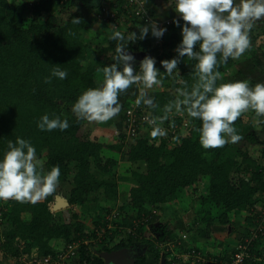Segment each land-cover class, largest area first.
Returning a JSON list of instances; mask_svg holds the SVG:
<instances>
[{
	"label": "trees",
	"instance_id": "1",
	"mask_svg": "<svg viewBox=\"0 0 264 264\" xmlns=\"http://www.w3.org/2000/svg\"><path fill=\"white\" fill-rule=\"evenodd\" d=\"M108 2L35 0L29 4L20 0H0V157L8 150L9 141L15 143L17 138H22L35 147L41 174H47L53 166L60 169L54 190L38 202L0 200V238H3L0 254L11 264H18L14 258L21 254L33 256V249L38 258L54 257L58 242L67 245L93 239L96 231L101 229L104 234L98 249L100 254L112 255L133 246L146 247L154 259L150 261L146 255L138 256L134 264H178L176 260L168 261L167 253L158 250L165 236L168 235L166 241L175 242L179 253L184 254L196 250L195 245L199 242H209L217 225L229 226L231 234L241 240L239 244H244L256 228V219L251 214L264 208V147L253 150L262 142L260 133L249 122L251 119L264 126V118L257 117L251 110L234 122L241 139L218 148L201 146L197 131L201 121L194 118H191V128L179 131L175 145L169 138L153 137L152 128L145 134L139 132L136 137H129L124 112L132 101L127 104V100L116 116L121 117L120 122L115 124L113 119L104 122L107 127L117 125L120 132L116 140L105 145L91 140L85 133V126L91 122L78 119L71 111L72 105L85 90L102 84L98 77L105 65L115 62L113 56L118 41L109 38L98 44L92 61L89 53L93 44L83 40V34L93 25L103 33L111 31L112 35L117 30L125 35L131 31L138 34L136 25L140 24L121 9L122 2H110L108 7L115 15L113 25H118L112 29L109 18L101 15L103 5ZM73 19L80 22L73 23ZM105 39L102 37L101 42ZM153 39L149 34L145 40L131 43L129 52L155 57L159 68V61L176 56L175 48L180 40L177 31L171 30L160 54L159 48H152ZM196 63L185 57L178 64V73L158 77L162 81L159 89L145 96L152 100V106L141 101L142 111L148 112L159 123H164L166 113L172 112L170 119L174 118L171 121L180 124L173 113H187L177 112L174 107L171 111H165V108L178 98L177 89L186 87L190 91L198 82ZM229 63L234 64L232 58L215 70L222 75ZM55 68L66 71L67 78L52 77ZM160 71L164 70L161 68ZM49 78L50 82H46ZM250 86L254 84L250 83ZM136 87L138 85H132L127 91ZM45 114L50 118L67 119L69 127L63 131H41L37 123ZM157 138L158 145L150 144V139L155 141ZM106 151L118 155L121 160L105 159ZM120 163L130 167L127 177L117 176ZM108 176L111 178L105 180ZM124 182L131 187L126 202L120 205L118 189ZM189 190L203 192L196 201L197 208L186 213L191 216V224L185 231L188 238L184 239L172 231L173 221L169 225V221L162 223L160 220L166 219L171 204L184 205ZM63 192L71 208L83 209L91 196L96 195L91 201L101 199L109 209L104 208V212L89 219L88 226L77 220L75 214L66 222L62 212L53 209L57 194ZM214 212L219 214L215 216ZM105 214H110L109 220L104 219ZM241 218H244V228L239 225ZM240 229L242 233L238 234ZM147 233L149 237H146ZM21 242L24 248L18 251ZM221 246L226 248L224 244ZM94 251L82 245L78 257L70 264H104L99 253ZM234 253L235 250L231 254ZM250 253L257 259L264 255V237L255 240ZM258 262L251 260L246 264ZM259 263L264 264V259L261 258Z\"/></svg>",
	"mask_w": 264,
	"mask_h": 264
},
{
	"label": "clouds",
	"instance_id": "2",
	"mask_svg": "<svg viewBox=\"0 0 264 264\" xmlns=\"http://www.w3.org/2000/svg\"><path fill=\"white\" fill-rule=\"evenodd\" d=\"M141 2L145 5L149 0ZM166 6L179 17L173 21L181 29L182 37L175 48L176 56L159 61L158 68L156 58L146 55L134 69L136 58L130 54L129 45L145 40L149 34L157 40L162 39L167 28L153 20L145 25L137 24L138 34L137 31L127 35L114 31L110 39L118 41L113 56L115 62L103 67L102 84L85 90L73 103L71 111L78 119L107 122L120 113L122 93L132 85L151 89L161 84L158 77L178 73V64L187 57L197 61L198 82L190 91L186 87L177 89L178 98L166 106L165 111L174 107L177 112H186L189 117L201 121L197 131L205 149L239 141L241 136L234 122L244 112L251 110L257 117L264 118V82L250 86L248 80H237L218 85L217 81L222 77L215 69L229 58L238 59L249 49L251 30L258 22H264V0H167ZM79 22V19H73V23ZM51 76L64 80L68 73L55 68ZM46 82H50V78ZM141 101L149 106L153 103L150 98H145L143 91L136 104L140 105ZM149 124L153 125V137L165 135L155 119L149 120ZM37 127L41 131H63L69 127V122L45 114ZM7 149L0 157V200L14 199L34 204L54 190L60 176L58 166L41 174L36 149L25 139L17 138L15 143L9 141Z\"/></svg>",
	"mask_w": 264,
	"mask_h": 264
},
{
	"label": "rangeland",
	"instance_id": "3",
	"mask_svg": "<svg viewBox=\"0 0 264 264\" xmlns=\"http://www.w3.org/2000/svg\"><path fill=\"white\" fill-rule=\"evenodd\" d=\"M160 1L161 0H149V2L146 4V6L148 8H151V10L153 9L152 11H154V9L156 10V7H158L160 5ZM177 18L179 19V17H177ZM180 23L183 24L184 22L181 20ZM96 28H97V25H93L92 29H90L89 31H87L86 33L83 34V40L93 44V48H92V50L89 53V60H92V61L95 58L96 46L98 44L106 42L112 36V34L110 33L111 31H107L106 33H103L100 30V28H98V30L95 31ZM172 30L177 31L178 40L181 41V38H182L181 37V29L175 25L172 28ZM98 34H100V36L96 37ZM254 35L255 34L252 32L249 39H250V43H252V47L255 50L256 46H254V43H255L254 42ZM257 36H259V35H257ZM95 37H96V39H95ZM102 37H104L106 39L101 42ZM259 46H262L261 43L257 44V47H259ZM239 60H241V57L236 59L237 62ZM257 63H255V64L259 65V60L257 61ZM230 64L231 63H229V66L226 69V72H224L221 75L222 79L218 80V82H217L218 85L221 84V83L235 82L237 80H248V79L252 78V76H250L249 78H245V76L241 75V73H240L241 67L240 66H241L242 63L233 64V65L232 64L230 65ZM134 66L138 67L139 64L133 65V67ZM98 79H99V82H101V81L103 82V73L98 77ZM159 87L160 86H158V85H154L151 89H145V88H143L142 85H138V87H136L135 89H132V91H130V92H128L126 90L124 93L121 94V96L119 98L120 99V104L122 106L126 100H127L126 102H128L127 104H129V103H131V101H133V100H135L137 98H140L141 91H143L145 93V96H146L147 94H149L151 92H154L157 89H159ZM131 94H133V96H131ZM244 113L246 114L247 112H244ZM168 114H169V117L167 119H170V116L172 115V112H168ZM173 115L176 116V118L180 121L181 124H184V123L187 124L188 127H186L185 129L191 128L192 120H191V117H189L187 114H183V113L175 114V113H173ZM113 120H114L115 124H117L118 122H120L121 117L120 116L114 117ZM249 122H252V124L255 126L256 131L258 133H260V141L262 143L259 146H254L253 147L254 151H259V150H261L264 147V130L263 131L261 130L262 128L264 129V126H261L260 124L252 121L251 119L249 120ZM105 123L104 122L103 123H98V122L92 123L91 122V123H89V124H87L85 126V133H88V136H89V138L91 140L95 139L96 141H98V142L100 141V143L102 142L105 145L109 144V143H112L113 140H116L117 135H118V133L120 131H119L118 127L117 128H114L113 126L112 127H107L105 125ZM142 132H144V133H142ZM142 132H141V134H145L146 133V131L144 129L142 130ZM158 140H159L158 138L155 141L150 139V144L158 145ZM177 143H178V140L175 141L173 143V145H175ZM103 156H104L105 159L110 157V158H116L117 160H121L118 155H116L114 153H111V152H107V151L104 153ZM129 169H130L129 166H126V164L120 163L119 166H118L116 174H117V176H120V177H127L128 173H129V171H128ZM109 178H111V176L104 177L105 180H107ZM130 187H131V185L126 183V182L119 184V189L118 190H119L120 199L118 201L119 202L118 204L122 205V203L126 202ZM202 192H203V190H198L197 192H195L193 190H189L188 194L184 197V200H185V201L183 200L184 201V205H180L179 202L175 203L176 205H172V204L170 205L168 213L171 214V215H169V217L174 220L173 230L172 231H174V230L176 231V229H177V231H178V229L187 230L188 228H190L191 221H190V219L188 220V218H191V216H190V214L188 215L186 213L187 212H191L192 210H195L197 208L196 201L198 200L199 196L202 195ZM66 197H67V195L64 192L61 193V194H57L56 204L54 203V206H53L54 211L62 212L63 219L66 222L71 220V215L75 214L77 216V220H79L81 222H84L85 225L88 226L89 222H90V221H88L89 219L94 218L97 213H101V212H104L105 209L106 210L109 209V206L106 205L101 199L98 202H95L94 200L91 201V199H93V198L95 199L96 198V195H92L91 196V198L87 202V204L84 205L85 209L84 208L82 209V208H79V207L78 208L69 207V205L67 204V200H66L67 198ZM165 206L166 205H164L163 207H165ZM185 206L187 207L186 209H185ZM114 212L117 213L116 211H114ZM214 214H215V216H217L219 213L218 212L217 213L214 212ZM174 215L179 216L180 219L178 217L175 218ZM110 217H111L110 214H105L104 219L105 220H107V219L109 220ZM196 218H197V215L195 213V219ZM168 220H170V219H168ZM240 220L243 222L244 218L239 219V221ZM162 221L163 220H160V222H162ZM175 224L177 225V227L175 226ZM215 228L217 230H220L223 234H225L224 235L225 237H226L227 234L230 235V236L232 235L231 234V227H229V226L220 227V226L217 225ZM242 228H244V226ZM1 230H2V226H1V222H0V231ZM87 232L91 233V231H87ZM239 232H242L241 229H240ZM239 232H238V234H239ZM179 234H181V233L179 232ZM183 234H185V233L183 232ZM145 235H146V237H149L148 233L145 234ZM172 235H175V234H172ZM233 238H234V241L231 239V245L232 246H235V245L238 246L239 243H240V240H238L236 238V236H234ZM2 240H3V238H0V242ZM161 242H162V244L160 246L162 247V249L160 248V246H159V249H158L160 251L161 250H165L170 245V243H168L165 238H163ZM59 243H61V242H58L57 244H59ZM170 247L172 248V245H170ZM19 248H21V249H18V251H22L23 248H24V243H22V242L19 243ZM199 248H200L201 252L205 253L204 250H203V248H205V244L204 243H202V245L199 246ZM94 249H95V253L97 252L100 255V252L98 250L99 246H95ZM174 249H176V248H173V250ZM35 254H36V250L33 249L32 255L35 256ZM119 254H120V256H118ZM143 255H146L147 258L150 261H152V259H154V257L152 256L151 253L148 252V249L146 247L143 248V249H139L137 246H133V247L127 248V249H125L123 251H120V252H118L116 254H113L111 256H103V258H104V260L106 259L105 260L106 264H115L116 263L115 260H116L117 257H119V259L123 258L124 259L123 262L119 261L118 264H125V263H128V262L129 263L130 262L133 263L134 260L136 259V257L143 256ZM26 256H27L26 254H21L18 257H15L14 260H15V262H18V264H20L19 261L21 260V262L24 264ZM0 257H1V255H0ZM7 257L9 258L10 256H7ZM1 258H0V260H1ZM3 259H4V257H3ZM6 263L7 264H11L10 262L7 261V259H6Z\"/></svg>",
	"mask_w": 264,
	"mask_h": 264
},
{
	"label": "built area",
	"instance_id": "4",
	"mask_svg": "<svg viewBox=\"0 0 264 264\" xmlns=\"http://www.w3.org/2000/svg\"><path fill=\"white\" fill-rule=\"evenodd\" d=\"M23 1V0H20ZM35 0H24V3H33ZM57 1V0H55ZM62 2H66L67 0H59ZM111 3H118L122 2V10L131 18H135L140 22V25H145L149 23L150 21H156L157 24L161 27H166L167 31L162 39H153L152 48H159L160 54L162 52V45L164 43V39L167 37V35L171 32L172 28L175 26L173 23L174 20H177L178 18H172L169 20H163L158 21L153 19L150 14L147 12L146 8L142 4L140 0H109ZM108 2V5L102 7L101 9V15L103 17H108L110 23V27L112 29L117 28L118 25H113L115 15L113 12L110 11V7ZM100 16V14L98 15ZM138 99V98H137ZM137 99L133 100L132 103L129 105V107L125 110V125H126V132L129 137H136L138 133L142 132L144 129L145 131L150 130L153 128V125L149 124V120H153L154 118L151 117V115L148 112L142 111V106L137 105L136 101ZM141 104V103H140ZM173 119V118H172ZM171 119H167L164 123H159L156 120V123L159 127H161L165 135L162 137L169 138L168 140L170 142H175L176 138H178V133L180 130L188 127L187 124H174ZM251 217H254L256 219V228L254 231H252L249 235V237L246 238L244 244H239L236 249L235 253L231 254L228 258V260H223L219 257H210L206 258L203 254L200 252H197L195 250H191L187 254H185L184 262L186 264H246L249 261H260L261 258L264 259V255L257 259L255 256H253L250 251L253 247V243L255 240L262 236L264 237V208H259L257 211L253 212L251 214ZM137 224V222L135 223ZM109 228V225H108ZM135 229V228H134ZM127 232H130L129 230ZM103 234L104 229H101L100 231H96L95 238L93 239H85L78 242H73L67 245H64L61 250H57V254L53 257L51 255L38 258L37 256H31L25 258L24 264H70L73 260H75L79 255V249L83 246H89L93 251L95 250V246H99L102 244L103 241ZM182 238L186 239L187 236L185 234H181ZM161 247V246H160ZM19 248V246H18ZM21 249V248H19ZM20 264H23L21 260L19 261Z\"/></svg>",
	"mask_w": 264,
	"mask_h": 264
},
{
	"label": "crops",
	"instance_id": "5",
	"mask_svg": "<svg viewBox=\"0 0 264 264\" xmlns=\"http://www.w3.org/2000/svg\"><path fill=\"white\" fill-rule=\"evenodd\" d=\"M166 5H167V0H161L160 1V5L158 7L155 6L156 7V10L154 9V11H152L153 9L151 10V8H148L146 6V4L144 5V7L146 8V10L150 14V16L153 19L158 20V21L169 20V19L178 17L176 15V13L172 10V8H169ZM97 30H98V27L96 28L95 31H97ZM252 32L255 34L254 35V42H255L254 43V46H256V49L254 50V48L252 47V43H250L249 49L246 50V52L240 56L241 57V60H239L237 62L236 59H232V61L234 62V64L242 63L241 66H240L241 67V71H240L241 75L245 76V78H249L250 76H252V78L251 79H248V81H249V83H252V84L255 85L256 83H258V81L259 82H264V68H263L264 67V22H258L253 27V29L251 30L250 35H251ZM250 35H249V38H250ZM257 35H259V36H257ZM259 43H261L262 46L257 47V44H259ZM258 60H259V65H257L258 64L257 63ZM255 63H257V64H255ZM165 117L168 118L169 117V114H166ZM114 128H117V125H115ZM261 130L263 131L264 129L262 128ZM165 140H167V139H165ZM168 142L169 141H167V143ZM99 143H100V141H99ZM101 144H103V143L101 142ZM169 215H171V214L168 213L166 219L163 220L164 218H161V220H163L164 222L169 221V225H170V223L172 222L173 219L170 218ZM174 216H175V218L176 217L179 218V216H177V215H174ZM168 219H170V220H168ZM189 219L190 218H188V220ZM163 221H162V223H163ZM173 222H174V220H173ZM239 222H240V226L243 227L244 226V223L241 220ZM175 226L177 227L176 224H175ZM172 228H173V225L171 224V229ZM178 231L181 234H183V232L185 233L186 230L178 229ZM178 231L176 229V231L174 230L173 232L174 233L176 232V233L179 234ZM241 233L242 232H239V234H241ZM178 234H176L177 237L179 235H181V234H179V235ZM224 235L225 234H223L220 230H217V229L214 230L212 232V234H211L210 241L209 242H205V243L203 241L202 242H199L197 245H195V248H194V249H196L195 251L200 252L206 258L219 257V258H222L223 260H228L229 256L236 249L237 246L236 245L235 246H232L231 245V239L234 241V238H233L234 235L233 234L231 236L227 234L226 237ZM167 236H165V237H167ZM167 242L170 243V245H172V248L169 245L168 248H166L165 250H161L164 253H167V260L168 261H174V260H176V262L178 264H186L184 262V258L183 257L187 253H184V254L179 253V250L175 246V242L174 243H171L170 241H167ZM202 243L205 244V248H203V250H204L205 253L201 252V250L199 248V246H201ZM221 244L226 245V248L223 249L222 246H221ZM63 246L64 245H62V243H59V244L56 245V249L57 250H61L63 248ZM160 248L162 249V247H160ZM173 248H176V249H174L175 251L173 250ZM123 250H125V249H123ZM123 250H120V251H123ZM120 251H118V252H120ZM118 252H116V253H118ZM116 253H113V254H116ZM99 256L104 261V264H106V262H105L106 259L104 260L103 256H111V255L100 254ZM118 256H120V254ZM123 260H124L123 258H120L119 259V257H117L116 260H115V262H116L115 264H118L119 261L123 262ZM7 261L10 262L9 260H7ZM73 261H75V260H73ZM259 262L257 264H260ZM0 264H7L6 263V259L5 258L3 259V257H2L1 260H0ZM125 264H134V262L133 263H131V262L129 263L128 262V263H125ZM174 264H176V263H174Z\"/></svg>",
	"mask_w": 264,
	"mask_h": 264
},
{
	"label": "water",
	"instance_id": "6",
	"mask_svg": "<svg viewBox=\"0 0 264 264\" xmlns=\"http://www.w3.org/2000/svg\"><path fill=\"white\" fill-rule=\"evenodd\" d=\"M130 54L134 55L136 58V64L134 65L139 64V61L142 60L146 56V54L142 52H130Z\"/></svg>",
	"mask_w": 264,
	"mask_h": 264
}]
</instances>
